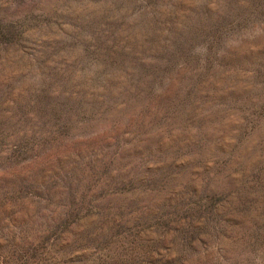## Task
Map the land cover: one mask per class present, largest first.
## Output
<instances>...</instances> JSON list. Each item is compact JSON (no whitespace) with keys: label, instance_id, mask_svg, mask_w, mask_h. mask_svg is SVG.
<instances>
[{"label":"rangeland","instance_id":"obj_1","mask_svg":"<svg viewBox=\"0 0 264 264\" xmlns=\"http://www.w3.org/2000/svg\"><path fill=\"white\" fill-rule=\"evenodd\" d=\"M0 264H264V0H0Z\"/></svg>","mask_w":264,"mask_h":264}]
</instances>
